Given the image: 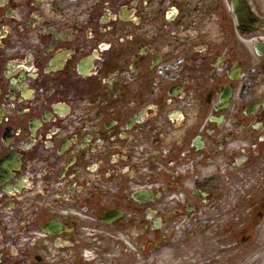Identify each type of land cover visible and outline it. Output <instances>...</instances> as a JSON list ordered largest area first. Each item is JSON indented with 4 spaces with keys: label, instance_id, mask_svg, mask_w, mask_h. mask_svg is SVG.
Returning a JSON list of instances; mask_svg holds the SVG:
<instances>
[{
    "label": "flooded vegetation",
    "instance_id": "1",
    "mask_svg": "<svg viewBox=\"0 0 264 264\" xmlns=\"http://www.w3.org/2000/svg\"><path fill=\"white\" fill-rule=\"evenodd\" d=\"M250 180L264 0H0V264H167Z\"/></svg>",
    "mask_w": 264,
    "mask_h": 264
},
{
    "label": "rangeland",
    "instance_id": "2",
    "mask_svg": "<svg viewBox=\"0 0 264 264\" xmlns=\"http://www.w3.org/2000/svg\"><path fill=\"white\" fill-rule=\"evenodd\" d=\"M249 184L246 194H227L225 204L202 210L196 222L181 227L180 242L168 249L179 253V264H245L247 259L257 264L256 255L264 254V195Z\"/></svg>",
    "mask_w": 264,
    "mask_h": 264
},
{
    "label": "bare ground",
    "instance_id": "3",
    "mask_svg": "<svg viewBox=\"0 0 264 264\" xmlns=\"http://www.w3.org/2000/svg\"><path fill=\"white\" fill-rule=\"evenodd\" d=\"M259 253H260V255H259ZM259 253L256 255V257H257L256 262H257V264H260V262L264 264V254H263V251H261ZM245 264H252V261L249 260V259H247L245 261Z\"/></svg>",
    "mask_w": 264,
    "mask_h": 264
}]
</instances>
